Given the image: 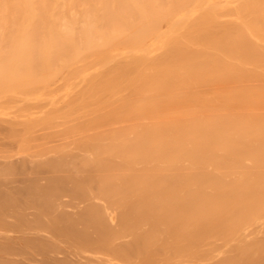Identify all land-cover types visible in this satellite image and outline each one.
I'll use <instances>...</instances> for the list:
<instances>
[{
  "label": "bare ground",
  "instance_id": "1",
  "mask_svg": "<svg viewBox=\"0 0 264 264\" xmlns=\"http://www.w3.org/2000/svg\"><path fill=\"white\" fill-rule=\"evenodd\" d=\"M0 264H264V0H0Z\"/></svg>",
  "mask_w": 264,
  "mask_h": 264
}]
</instances>
